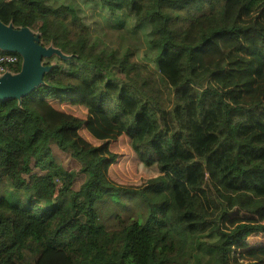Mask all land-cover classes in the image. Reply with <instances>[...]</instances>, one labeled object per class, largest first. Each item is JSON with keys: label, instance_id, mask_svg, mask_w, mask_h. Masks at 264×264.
Listing matches in <instances>:
<instances>
[{"label": "trees", "instance_id": "1", "mask_svg": "<svg viewBox=\"0 0 264 264\" xmlns=\"http://www.w3.org/2000/svg\"><path fill=\"white\" fill-rule=\"evenodd\" d=\"M98 2L151 26L156 68L132 60L130 49L121 57L97 52L66 4L0 0L4 24L59 52L42 57L48 69L30 94L0 99V264H256L232 253L264 231V98L245 101L238 83L220 81L236 62L228 53L215 71H202L226 39L264 65L257 16L243 20L263 13L264 0ZM20 62L8 70L18 72ZM68 100L101 114L132 167L150 174L115 182L104 164L116 153L65 137L79 127L77 116L50 126L37 110ZM52 143L79 168L65 169Z\"/></svg>", "mask_w": 264, "mask_h": 264}, {"label": "rangeland", "instance_id": "2", "mask_svg": "<svg viewBox=\"0 0 264 264\" xmlns=\"http://www.w3.org/2000/svg\"><path fill=\"white\" fill-rule=\"evenodd\" d=\"M46 2L54 7L66 4L75 9L87 27L88 43L92 44L97 52L105 55L114 53L117 57H121L126 50L130 49L133 54L131 56L132 60L139 63L145 62L148 66L156 68L158 50L153 44L151 26L145 22H140L133 13L122 10L112 14L98 0H46ZM255 13L244 15L243 20L254 21L251 16L256 15V23L264 31V12ZM198 24L199 20L196 21V26ZM195 30V28H190L192 34L195 33ZM180 38L188 40L186 33ZM222 45L225 46L222 47ZM213 51L215 56L204 67L203 73L215 71L217 68L213 66H215L217 58H221L228 53L236 59V62L232 64L233 70L230 71L229 76L224 73L219 76L220 81L225 85L238 83L239 89H244L241 98L245 101L253 98H264V65L262 66L261 63L255 61L250 48L240 50V46L236 41L226 39L224 43L218 41ZM0 52L9 51L0 49ZM214 80H217L216 75ZM82 94L83 89L79 87L77 94H74L73 97H80ZM70 101H63L59 104L48 102L45 105L37 104L36 106L39 113L50 126L58 125L61 118L72 119L77 116V120L74 121L79 123V127L74 130L64 131V134L67 139L74 141L78 146L90 147L99 145L100 152L105 156L112 152L116 153L115 162L104 164L106 175L115 182L124 185L138 183L139 178L150 174L149 171L135 170L132 167L131 158L127 156L125 148L121 145V137L116 138L115 130L112 129L101 114H86V109L82 107L80 100ZM114 138L116 140H113ZM113 144L116 148L118 147V150L114 148ZM50 149L55 159L65 169L79 168L78 162L67 152L59 149L54 143L50 145ZM32 171L40 172L34 166ZM83 178V174L74 178L72 185L74 190L79 188ZM58 185L60 186V183ZM231 217L237 219L240 218V215L232 211ZM259 220L264 222V217H259ZM247 241L249 244L245 246L238 245L234 247L235 252L232 253V257L237 255L243 262L255 261L256 264H264V231L255 233ZM238 248L242 251H237Z\"/></svg>", "mask_w": 264, "mask_h": 264}, {"label": "water", "instance_id": "3", "mask_svg": "<svg viewBox=\"0 0 264 264\" xmlns=\"http://www.w3.org/2000/svg\"><path fill=\"white\" fill-rule=\"evenodd\" d=\"M0 49L17 53L21 58L18 72L9 70L0 74V99L19 98L30 94L40 83L48 69L42 57L59 53L55 48L44 47L26 29H15L0 20Z\"/></svg>", "mask_w": 264, "mask_h": 264}, {"label": "built area", "instance_id": "4", "mask_svg": "<svg viewBox=\"0 0 264 264\" xmlns=\"http://www.w3.org/2000/svg\"><path fill=\"white\" fill-rule=\"evenodd\" d=\"M20 61V56L17 53L9 52L0 54V74L10 69Z\"/></svg>", "mask_w": 264, "mask_h": 264}]
</instances>
